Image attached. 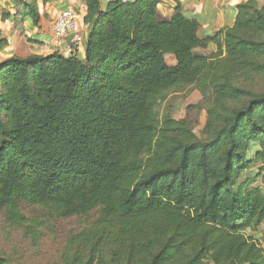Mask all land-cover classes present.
<instances>
[{"label": "trees", "instance_id": "obj_1", "mask_svg": "<svg viewBox=\"0 0 264 264\" xmlns=\"http://www.w3.org/2000/svg\"><path fill=\"white\" fill-rule=\"evenodd\" d=\"M81 1L83 53L0 60V211L12 225L24 205L96 211L63 264H264V0L206 37L179 5L161 18L160 0ZM21 5L1 21L35 23L36 1ZM188 86L205 140L160 111Z\"/></svg>", "mask_w": 264, "mask_h": 264}, {"label": "rangeland", "instance_id": "obj_2", "mask_svg": "<svg viewBox=\"0 0 264 264\" xmlns=\"http://www.w3.org/2000/svg\"><path fill=\"white\" fill-rule=\"evenodd\" d=\"M25 1L31 2V0H0V15L3 13L10 15L23 11L24 7H21V3ZM35 1L38 8L41 5L39 1H42L43 4L51 2L47 0ZM8 21L12 28L22 24L18 18L16 22L10 19ZM82 29L87 30L83 21L82 28L79 27L78 30ZM21 36V34L18 35L17 41L13 43L8 38L10 45L5 49L4 54L0 53V60L9 55L16 56L14 55L15 52H21V43L25 46L29 42V39L24 40ZM52 48L54 47L52 46ZM195 53L208 55L209 51L206 48H200ZM165 60L167 63H171L169 57ZM254 87L257 90H264V82L259 80L254 84ZM200 100L199 91L193 90L190 86L171 90L161 102L160 111L175 119L184 118L188 114L191 119L196 121L194 133L201 140H205L207 137L202 135V129L206 122L205 111L194 110L189 114L187 109L189 105H194ZM19 212L23 215V222L20 225H12L7 221L4 212L0 211V256L13 264H63L64 256L67 253H72L74 249L70 244L71 239L87 228L96 218L97 213L92 211L84 216L58 219L53 216L48 207L40 205H24L20 207ZM261 236V243H264V228Z\"/></svg>", "mask_w": 264, "mask_h": 264}, {"label": "crops", "instance_id": "obj_3", "mask_svg": "<svg viewBox=\"0 0 264 264\" xmlns=\"http://www.w3.org/2000/svg\"><path fill=\"white\" fill-rule=\"evenodd\" d=\"M99 1L104 5L105 0ZM245 1L246 0H160L158 14L161 18H169L174 8L179 5L181 11L187 17L195 18L199 22L198 36L206 37L211 36L222 28L231 26L236 17L238 5ZM40 2L41 5L40 8H38L39 16L36 24L27 20L17 27L12 28L8 20L0 21V30L6 38L11 40V43L16 42L20 34L24 40L29 39V42L25 46L20 42L21 52H15L14 55L16 56L25 57L30 54L45 56L52 53L55 50L51 46L53 43V22L58 12L68 4L74 5L82 16L84 14L85 3L81 0H53L47 4H43L42 1H39V3ZM257 2L261 5L263 0H257ZM80 33H82L83 41L78 51L83 53L87 30L82 29ZM78 34L77 32L70 33L68 40H72ZM24 48L25 50L23 51ZM198 49L200 48H196L194 52ZM206 49L210 53L213 46H209V48ZM168 57L171 60V63L168 64L174 65V56L167 54L165 59ZM263 228L264 225L257 231L259 236L262 235ZM262 246L264 247V243H262Z\"/></svg>", "mask_w": 264, "mask_h": 264}, {"label": "built area", "instance_id": "obj_4", "mask_svg": "<svg viewBox=\"0 0 264 264\" xmlns=\"http://www.w3.org/2000/svg\"><path fill=\"white\" fill-rule=\"evenodd\" d=\"M82 15L78 9L71 4H68L61 9L53 22V43L52 46L56 51L63 55L73 54L78 50L83 41L82 30ZM72 32L79 33L72 40H68V36Z\"/></svg>", "mask_w": 264, "mask_h": 264}]
</instances>
